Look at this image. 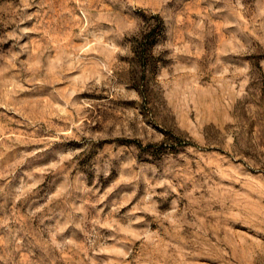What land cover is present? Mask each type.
<instances>
[{
    "label": "rangeland",
    "instance_id": "374dc122",
    "mask_svg": "<svg viewBox=\"0 0 264 264\" xmlns=\"http://www.w3.org/2000/svg\"><path fill=\"white\" fill-rule=\"evenodd\" d=\"M0 264H264V0H0Z\"/></svg>",
    "mask_w": 264,
    "mask_h": 264
},
{
    "label": "trees",
    "instance_id": "16d2710c",
    "mask_svg": "<svg viewBox=\"0 0 264 264\" xmlns=\"http://www.w3.org/2000/svg\"><path fill=\"white\" fill-rule=\"evenodd\" d=\"M143 24L142 31L130 41L132 57V69L134 79L132 86L143 97L145 89L151 79L159 71L162 64L161 58L154 54L155 48L166 38V25L164 19L159 15L141 14ZM169 139L166 138L158 146L149 145L146 149L153 154H164L166 152L177 153L178 147H186V143L181 137H173L169 146ZM156 148V149H155Z\"/></svg>",
    "mask_w": 264,
    "mask_h": 264
}]
</instances>
